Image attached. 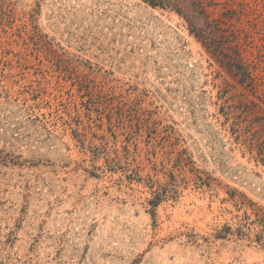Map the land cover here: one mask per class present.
Masks as SVG:
<instances>
[{
    "label": "rangeland",
    "instance_id": "obj_1",
    "mask_svg": "<svg viewBox=\"0 0 264 264\" xmlns=\"http://www.w3.org/2000/svg\"><path fill=\"white\" fill-rule=\"evenodd\" d=\"M243 2L264 75V0ZM228 82L260 101L175 10L0 0V264H264L260 226L236 231L264 212V165L221 112Z\"/></svg>",
    "mask_w": 264,
    "mask_h": 264
},
{
    "label": "trees",
    "instance_id": "obj_2",
    "mask_svg": "<svg viewBox=\"0 0 264 264\" xmlns=\"http://www.w3.org/2000/svg\"><path fill=\"white\" fill-rule=\"evenodd\" d=\"M143 1L154 8L175 10L185 19L191 35L207 48L221 67L246 91L260 100L256 101L243 91L228 96L232 88H237L236 84L230 82L220 91V98L224 99L221 112L225 116L226 123L230 122L232 135L255 157L257 162L264 165V75L256 73L255 59L249 61L247 57L248 52L253 57L256 54L248 48L252 35L247 27V20L244 19L245 2L240 3L238 9L230 6L231 0L224 2L217 0ZM219 4H224L225 9L221 11L219 17H214L210 9L216 8ZM185 154H187L186 149L179 154L176 165H182L184 161L192 162L190 157H184ZM199 179L202 177L199 176ZM171 184L173 183L160 184L158 190L154 191V198L150 200L154 206L172 196L169 191L177 192L174 189L169 190ZM241 205L245 206V202L241 201ZM253 213L256 215L255 219L245 212L244 222H241L236 231L242 236L246 234L244 228L250 230L253 225H259L257 237L259 241H262L264 212L262 208H253ZM229 229L232 230L231 227Z\"/></svg>",
    "mask_w": 264,
    "mask_h": 264
}]
</instances>
